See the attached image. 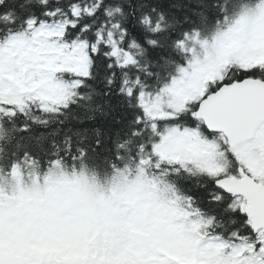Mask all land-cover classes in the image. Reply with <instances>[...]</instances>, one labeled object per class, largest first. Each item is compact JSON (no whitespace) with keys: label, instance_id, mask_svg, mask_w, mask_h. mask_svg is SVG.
Returning a JSON list of instances; mask_svg holds the SVG:
<instances>
[{"label":"snow or ice","instance_id":"1","mask_svg":"<svg viewBox=\"0 0 264 264\" xmlns=\"http://www.w3.org/2000/svg\"><path fill=\"white\" fill-rule=\"evenodd\" d=\"M0 264H264V0H0Z\"/></svg>","mask_w":264,"mask_h":264},{"label":"trees","instance_id":"2","mask_svg":"<svg viewBox=\"0 0 264 264\" xmlns=\"http://www.w3.org/2000/svg\"><path fill=\"white\" fill-rule=\"evenodd\" d=\"M102 122H103L102 119L98 120L97 122H95V126L97 127L101 126Z\"/></svg>","mask_w":264,"mask_h":264}]
</instances>
